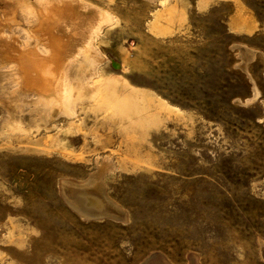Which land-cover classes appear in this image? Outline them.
Segmentation results:
<instances>
[{
	"label": "rangeland",
	"instance_id": "rangeland-1",
	"mask_svg": "<svg viewBox=\"0 0 264 264\" xmlns=\"http://www.w3.org/2000/svg\"><path fill=\"white\" fill-rule=\"evenodd\" d=\"M79 2L81 90L0 93V264H264V0Z\"/></svg>",
	"mask_w": 264,
	"mask_h": 264
},
{
	"label": "bare ground",
	"instance_id": "bare-ground-1",
	"mask_svg": "<svg viewBox=\"0 0 264 264\" xmlns=\"http://www.w3.org/2000/svg\"><path fill=\"white\" fill-rule=\"evenodd\" d=\"M36 2L0 0V93H6L11 101L1 102L8 112H11V104L22 96L35 100V106H61L69 93L73 95L74 90L83 87L80 83L74 84L79 81L83 66L77 65L75 76L73 71L65 72L71 61L77 62L79 47L88 56L86 44L97 31H93L98 21L96 10L82 11L79 0H47L43 6L37 4L39 0ZM39 46L47 55L39 51ZM76 203L74 206L82 214L90 216L94 212L96 216V211L103 214L101 204L84 192ZM90 205H98L99 210L89 209Z\"/></svg>",
	"mask_w": 264,
	"mask_h": 264
}]
</instances>
